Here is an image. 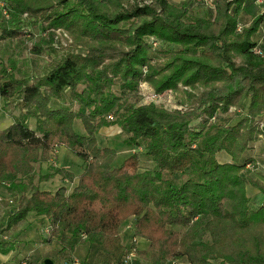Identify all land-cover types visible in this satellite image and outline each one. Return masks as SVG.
Instances as JSON below:
<instances>
[{"label":"trees","instance_id":"16d2710c","mask_svg":"<svg viewBox=\"0 0 264 264\" xmlns=\"http://www.w3.org/2000/svg\"><path fill=\"white\" fill-rule=\"evenodd\" d=\"M2 1L9 15L27 14L31 24L67 31L85 53L66 54L31 78L17 79L0 67V100L4 107L17 101L20 110L0 130V191L15 198L0 232L32 214L47 222L46 243L84 237L99 248L104 264H126L128 249L120 228L133 218L131 248L135 239L143 240L146 249L135 255L148 264L173 259L264 264V187L261 204H256L242 176L252 162L245 151L264 136V54L253 52L264 13L237 31L246 5L256 0L218 1L212 19L192 17L187 6L168 0L144 5L124 1L119 11L101 0ZM20 35L19 27H0V41ZM151 41L174 48L161 54ZM141 81L158 93L176 90L186 110L124 105L122 99L135 95ZM115 83L121 96L110 90ZM180 87L202 91L196 95ZM65 92L69 107H55L54 102H66ZM72 103L76 110L70 109ZM231 107L245 111L239 120L210 123ZM29 118L35 120L34 129ZM76 119L85 135L74 130ZM195 121L199 128L192 127ZM113 125L127 135L126 145L145 141L153 170H140L136 152L116 165L117 152L98 146L99 130ZM55 148H65L82 161L69 191L65 185L52 192L35 184V164L48 161ZM220 152L231 160L217 161ZM183 173L187 178L175 183L173 176ZM56 175L68 183L75 179L58 167L39 175L38 182Z\"/></svg>","mask_w":264,"mask_h":264},{"label":"rangeland","instance_id":"374dc122","mask_svg":"<svg viewBox=\"0 0 264 264\" xmlns=\"http://www.w3.org/2000/svg\"><path fill=\"white\" fill-rule=\"evenodd\" d=\"M101 1L114 11H119L123 7H125L124 1L128 2L130 5L151 4V0H121L122 2L119 0ZM168 1L175 6H187L189 14L192 17L205 16L206 18L212 19L214 17L215 3L221 0ZM3 3L5 2L3 1ZM247 7H250V10L248 11L247 9L246 13L250 12L252 9L253 10L251 14L255 13V15H257L260 13H264V0H261V3L258 4L255 3V8L252 7V4H250V6H248L247 4L246 8ZM1 15L2 14L0 11V23H2L0 24V27L6 26L10 29L19 27L21 29V35L18 38L0 41V67L7 69V71L17 79L41 76L47 71L50 62L57 61L60 57L66 54L85 53L83 48L76 45L69 33L63 29L49 28L45 23L31 24V19H28L27 14H23L22 17H17L15 14L8 15V18H4L7 19V21H2ZM251 20L252 18H250L249 15L245 16L244 13H242L239 17V24L242 25V27H247L250 24ZM19 22L21 23V26L17 24ZM253 41L257 43L258 48L264 54V21L257 35L253 37ZM170 47L174 48V46ZM170 47L161 48V45L159 43L158 46L153 47V49L159 50L161 54H164V52L169 50ZM152 64L158 67L157 62H152ZM146 71L147 68L144 67L143 73L146 74ZM81 88L82 87H79V89ZM180 88L187 93L190 92L196 95L202 91L200 87L196 89H190L188 87ZM110 90L115 95L121 96L119 83H115L110 88ZM64 96L66 102H54L55 107H69V103L71 101L68 97V93L65 92ZM180 100V95L176 90H166L164 92L158 93L145 81H141L138 84V90L135 95L128 94L126 98L122 99L124 105H133L136 107L141 105L153 104L167 111L182 112L186 110L187 105L181 104ZM77 107L78 106L76 104L72 103L70 109L76 110ZM243 112L245 111H242L241 108L235 109L231 107L226 114H216L215 117L210 120V123L227 120L230 124H233L235 121L239 120L242 117ZM19 114L20 110L17 106V101H11L9 104H7V106L4 107V102L0 100V130L7 128L12 123L13 119L15 117H18ZM110 120H112V118ZM27 123L31 129L35 128V120L33 118H29ZM263 124L264 123L260 125L261 129L263 128ZM191 125L193 128L200 127V123L198 121L193 122ZM73 128L77 132V134L85 135V131L80 120H74ZM96 137L99 147H109L117 152V156L114 160L116 165L121 163V161L128 155L136 152L140 157V170L154 169L152 160L148 155L145 154V141H140L137 145H126L125 142L127 139V135L124 134L118 126L113 125L107 128H102L99 130ZM57 149L59 148L54 149L53 154H51L48 161H39L35 164L36 174L34 180L39 189L53 192L59 187L65 185L69 191L73 188V185L76 183L77 177L81 173L82 161L65 148H60L59 151ZM244 157L252 161L246 164L244 170L242 171V176L246 179L247 184H250V187H248L247 191L249 195L250 191L251 193L256 192V188L259 186L258 183L255 184L256 177L264 176V136H260L258 141L249 144L248 149L244 153ZM216 159L220 163H225V161L227 160L229 162L231 160V158L223 152L217 153ZM58 167H62L67 171L73 173L75 177L73 183H68L67 181L62 180L58 175L52 176L50 179L44 182H38L39 175H49L53 172L54 169ZM187 176V173L173 176L175 179L174 182L180 183L184 181ZM14 206L15 198L13 197V195L8 194L6 190H1L0 212H3L6 216L9 211L14 208ZM28 220H33L32 214L28 216ZM33 228H36V226H33ZM133 231L134 219L129 218L125 223L122 224L120 228V237L122 244L125 245L128 249V254L125 259L126 264H148V262L135 255V251L146 249L143 240L139 238L135 239V249L131 248V243L134 240ZM201 239L207 240L208 236H202ZM91 249L94 250L96 254H99L102 257V254L100 253L97 246H93Z\"/></svg>","mask_w":264,"mask_h":264},{"label":"crops","instance_id":"0c3cea01","mask_svg":"<svg viewBox=\"0 0 264 264\" xmlns=\"http://www.w3.org/2000/svg\"><path fill=\"white\" fill-rule=\"evenodd\" d=\"M255 3H261V0L250 3L253 8H255ZM247 9L249 11L250 7H245L244 15L253 18L255 15V13L251 14L253 9L246 13ZM255 180V184L259 185L256 188L257 191L253 193L250 191L247 195L254 203L259 204L262 198L260 188L264 187V176H258ZM248 187L250 184H246V192ZM5 223L6 216L0 212V230L4 228ZM48 230L46 220L33 217V220L27 218L10 230L0 232V243L11 245L9 249H6V246H0V264H44L47 259L53 264H104V258L96 254L83 237L78 240L67 238L62 242L52 239L50 243H46Z\"/></svg>","mask_w":264,"mask_h":264},{"label":"built area","instance_id":"2783aa9c","mask_svg":"<svg viewBox=\"0 0 264 264\" xmlns=\"http://www.w3.org/2000/svg\"><path fill=\"white\" fill-rule=\"evenodd\" d=\"M4 7V3H3V1H1L0 0V10H1V13H2V16L4 17V18H8L9 16V11H7V9H5V8H3ZM242 25H238L237 26V31L238 32H241V30H242ZM151 44H152V46L153 47H157L158 46V43L157 42H155V41H151ZM253 52L255 53V54H261V51H260V49L258 48V47H255L254 49H253ZM110 119H111V117H110ZM125 263H126V260H125ZM167 264H188L186 261H183V260H179V259H173V260H169L168 262H167Z\"/></svg>","mask_w":264,"mask_h":264},{"label":"water","instance_id":"95a60500","mask_svg":"<svg viewBox=\"0 0 264 264\" xmlns=\"http://www.w3.org/2000/svg\"><path fill=\"white\" fill-rule=\"evenodd\" d=\"M44 264H53L51 260L47 259L44 261Z\"/></svg>","mask_w":264,"mask_h":264}]
</instances>
